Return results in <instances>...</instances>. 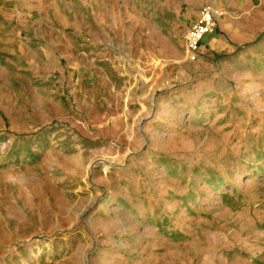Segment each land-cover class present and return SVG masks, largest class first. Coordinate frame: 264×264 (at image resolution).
<instances>
[{
    "label": "rangeland",
    "instance_id": "374dc122",
    "mask_svg": "<svg viewBox=\"0 0 264 264\" xmlns=\"http://www.w3.org/2000/svg\"><path fill=\"white\" fill-rule=\"evenodd\" d=\"M0 264H264V0H0Z\"/></svg>",
    "mask_w": 264,
    "mask_h": 264
},
{
    "label": "built area",
    "instance_id": "2783aa9c",
    "mask_svg": "<svg viewBox=\"0 0 264 264\" xmlns=\"http://www.w3.org/2000/svg\"><path fill=\"white\" fill-rule=\"evenodd\" d=\"M221 13L215 3L203 6L199 10V15L186 36L188 57L191 60L199 57L201 44L206 36L217 27Z\"/></svg>",
    "mask_w": 264,
    "mask_h": 264
},
{
    "label": "crops",
    "instance_id": "0c3cea01",
    "mask_svg": "<svg viewBox=\"0 0 264 264\" xmlns=\"http://www.w3.org/2000/svg\"><path fill=\"white\" fill-rule=\"evenodd\" d=\"M198 10H199V8H198ZM197 14H198V11H195V12H194V16L197 15ZM194 22H195V20H194ZM206 38H207L209 41H215V40H217V37H216L214 31L211 32V33H209V34L206 36Z\"/></svg>",
    "mask_w": 264,
    "mask_h": 264
}]
</instances>
